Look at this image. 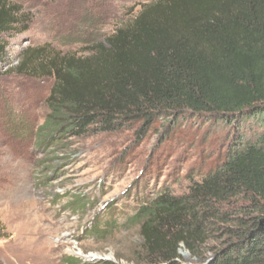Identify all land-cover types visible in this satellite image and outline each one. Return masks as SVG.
<instances>
[{"label": "trees", "instance_id": "16d2710c", "mask_svg": "<svg viewBox=\"0 0 264 264\" xmlns=\"http://www.w3.org/2000/svg\"><path fill=\"white\" fill-rule=\"evenodd\" d=\"M32 22L22 0H0V66ZM86 43V57L27 47L10 68L54 81L41 131L80 136L183 113L233 128L226 158L187 195L161 190L135 210L142 263L184 264L185 248L205 264H264V0H154Z\"/></svg>", "mask_w": 264, "mask_h": 264}, {"label": "rangeland", "instance_id": "374dc122", "mask_svg": "<svg viewBox=\"0 0 264 264\" xmlns=\"http://www.w3.org/2000/svg\"><path fill=\"white\" fill-rule=\"evenodd\" d=\"M22 1L33 22L9 38L11 61L0 66V264H143L135 210L161 190L187 195L226 158L233 128L183 113L80 136L41 131L54 81L11 71L21 51L50 45L86 57L87 40L114 34L154 0Z\"/></svg>", "mask_w": 264, "mask_h": 264}]
</instances>
